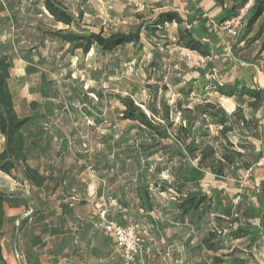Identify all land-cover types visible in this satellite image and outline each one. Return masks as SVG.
Returning <instances> with one entry per match:
<instances>
[{
  "label": "rangeland",
  "instance_id": "374dc122",
  "mask_svg": "<svg viewBox=\"0 0 264 264\" xmlns=\"http://www.w3.org/2000/svg\"><path fill=\"white\" fill-rule=\"evenodd\" d=\"M60 1L75 16L82 14L79 26L72 30L104 35L135 30L158 12L176 9L184 18L199 20L195 34L212 53L204 58L179 46L177 25L171 23L154 35L142 30L141 50L128 44L103 52L94 46L83 55L51 35L65 27L53 21L41 0H0V54L11 64L8 84L15 110L20 116L49 118L45 127L54 142L41 145L58 151L51 160L60 168L56 178L66 182L57 192L45 186L40 200L29 188L0 173V191L10 196L4 203L6 218L0 235L10 247L2 254L0 246V264H7L5 258L17 264H120L111 236L95 226L97 206L103 204L120 222L136 227L146 249V264H213V252L204 250L200 240L227 209L239 221L224 217L219 226L227 229L231 223L248 222L251 231L228 242L227 249H234L232 257H243L245 264H264V231L258 223L264 213V113L259 106L248 105L247 99L232 98V111L222 107L230 116L243 115L248 121L225 133L243 155L232 164L224 163V173L219 175L211 168L224 150L226 139L219 133L220 126L198 117L193 126L185 127L187 115L182 111L205 101L219 103L214 84L234 73L235 66L257 80L258 71H264L258 44L240 42L241 28L226 52L224 42L230 37L220 28L224 7L209 12L186 0ZM152 61L158 68L152 67ZM187 88L192 91L184 94ZM118 95L144 105L147 114L162 124L167 116L172 123L168 134L180 154L167 161L161 150L144 151L141 143L146 137L135 123L121 119ZM257 114L262 116L256 126L251 117ZM180 127L186 129L180 131ZM197 144H212L215 156L200 162L199 151H191ZM251 174L262 207L248 191ZM168 184L182 195L210 194L211 209L201 216L192 213L178 218L174 195L163 190ZM247 204L255 209L248 221L241 213Z\"/></svg>",
  "mask_w": 264,
  "mask_h": 264
},
{
  "label": "trees",
  "instance_id": "16d2710c",
  "mask_svg": "<svg viewBox=\"0 0 264 264\" xmlns=\"http://www.w3.org/2000/svg\"><path fill=\"white\" fill-rule=\"evenodd\" d=\"M217 4L224 6L225 0H214ZM228 4L224 8V16L222 20L235 16L239 9L244 6L248 0H227ZM41 4L45 12L56 23L62 24L65 28H58L51 31V35L60 40L64 44H68L70 50H79L83 55L87 54L94 46L98 47L103 52H110L119 47L131 44L137 50H141L142 42L140 38L141 31L144 30L149 34L154 35L157 31L162 30L166 24L175 23L176 29V43L193 52H196L201 57H210L211 49L207 43L202 41L195 34V27L198 26L199 20L195 16H188L184 18L176 9H167L158 12L153 19L148 23L139 24L135 30L129 31H115L108 35L102 34L100 31H84L72 30V27L79 26V20L82 14L79 12L77 16L72 14L60 0H41ZM264 11V0H254V3L249 8L246 16L242 21V29L240 42H245L246 45L254 43L261 34L262 26L254 30V26L258 18ZM184 22L196 25L194 28H186ZM225 45V42H224ZM231 45V44H230ZM215 62H217L215 60ZM152 67H157L155 61L151 62ZM10 61L5 54H0V136L2 137V146L0 148V171L6 175L18 179L21 183H26L30 187L43 188L48 176L40 173L36 168H33L28 163V154L26 148V136L23 132L24 126L30 121L29 116H20L15 110L12 93L9 88L8 80L10 76ZM242 69L235 66V72L230 74L228 78L221 81H216L214 84V91L221 97L238 98L240 102L247 99L248 105L259 106L264 113V88L260 87L252 81L251 78L245 76ZM226 76V75H223ZM249 76V75H248ZM183 86L180 90L184 91ZM191 88H187L184 94H189ZM118 101L123 106L121 112V119L128 120L135 123L136 128L141 131L146 137V142L141 143L144 151L161 150L166 155V160L170 161L173 157L180 154L181 150L175 147L174 141L168 134V128L172 127V123L167 116L164 118V124L154 120L149 116L131 97L116 96ZM178 107L180 104L177 103ZM239 105V104H238ZM238 108L240 106H237ZM150 111L153 115H157L158 111L154 106H150ZM186 120L185 127L193 126L196 118L200 117L204 122L209 119L212 124L220 126L219 133L225 137L224 150L221 153V159L217 160V166L211 168L215 173L223 175L224 163L232 164L235 159L242 158V152L233 148V144L226 138L225 133L234 129L237 123L245 124L248 119L241 115L239 118L227 114L220 103L212 101H205L204 103H197L193 107H185L182 110ZM260 115H252L251 121L257 126L261 119ZM231 117L233 120H231ZM180 127V131L186 128ZM202 135H207L202 134ZM187 147V146H186ZM199 151V161L203 162L208 158L215 156L216 150L212 144H205L203 147L195 145L192 150ZM243 166L247 167V162H243ZM248 182L251 188L249 192L253 193L258 201V205L262 207L263 199L259 195V187L257 191L254 188V178L251 175L248 177ZM163 190L172 193L175 197L173 206L176 208V215L180 219H184L188 214L203 215L206 211L211 209L212 198L210 194H179L177 188L168 184ZM10 197L6 192L0 191V235L3 231L5 223L6 212L4 203ZM249 207L241 213L246 218L254 217V206L247 204ZM237 213V212H236ZM218 222L212 229L208 230L205 235L201 237L200 243L204 250L213 252V264H245L246 260L243 257H232L234 249H227L228 242L239 240L250 235L248 222L244 224H233L227 229L219 226V221L226 217L231 222L239 221V217L231 212L229 209L224 210L220 215L216 216ZM258 223L264 231V213L259 216ZM122 224V223H121ZM223 254H217L218 252ZM1 256V250H0ZM232 257V258H231Z\"/></svg>",
  "mask_w": 264,
  "mask_h": 264
},
{
  "label": "crops",
  "instance_id": "0c3cea01",
  "mask_svg": "<svg viewBox=\"0 0 264 264\" xmlns=\"http://www.w3.org/2000/svg\"><path fill=\"white\" fill-rule=\"evenodd\" d=\"M186 1H190V3L195 5V7L206 9L209 12H216L217 10H222V7H225L228 4L227 0H225L224 6L218 5L214 0H186ZM259 26H262L260 37L252 44H255V43L258 44L256 51L259 52L260 54H264V11L262 15L256 21L254 30H256ZM257 74H258L257 75L258 79L257 80L255 79V83L259 85L260 87L264 88V71H258ZM219 103L226 111L233 110L234 104H233L232 98L220 97ZM28 116L30 117V121L23 128L24 134H26V130L29 131V135L28 136L25 135L26 136V148H27V154H28V163L33 168H36L40 173L48 176L47 181L45 183L46 188L50 186L51 187L50 191H52L53 190L52 188L55 187L54 192H57L59 187L63 183H66L65 180L61 179V177L56 178V176L58 175L57 173L60 171V168H58L59 166H56L55 165L56 163L53 160H51V158L57 155L58 151L55 148L53 149L50 146L48 147L46 144H44L45 146L41 145L42 141L50 140L52 144L54 142L53 141L54 137H52V135L47 131V128L45 127L49 118L40 116L38 114H34L32 116L28 115ZM2 141L3 139L0 136V148L2 146ZM33 142L34 144H32ZM0 173L2 172L0 171ZM13 180L18 181V179H14V178ZM21 184L29 188L32 191V194L36 198L40 200L43 198V194H44L43 189L45 186L43 188H36V187H30L26 183H21ZM64 185H65V188H67L66 190L70 189V187L67 184H64ZM41 193L43 194L41 195ZM109 214L117 222L122 223L111 214L110 208H109ZM122 224H126V223H122ZM102 234L105 235L106 233L102 232ZM0 246H1L2 254H4V251L7 249V247H10L8 240H5V239L0 240ZM103 247H104L103 244L102 245L100 244L99 250L100 251L103 250ZM5 259H6L7 264L19 263V261L17 262L16 260H11V258L10 259L5 258Z\"/></svg>",
  "mask_w": 264,
  "mask_h": 264
},
{
  "label": "built area",
  "instance_id": "2783aa9c",
  "mask_svg": "<svg viewBox=\"0 0 264 264\" xmlns=\"http://www.w3.org/2000/svg\"><path fill=\"white\" fill-rule=\"evenodd\" d=\"M253 3L254 0H248L235 16L222 21L220 28L230 37L229 40L225 41L224 49L226 52L230 51L231 40L239 34L242 28V21ZM202 18L207 19L208 14L202 12ZM184 26L186 28H194L196 25L184 22ZM139 106L148 113L144 105L139 104ZM97 207L95 226L111 236L114 253L118 256L120 264H146V249L136 227L132 224L117 222L110 216L109 208L105 204Z\"/></svg>",
  "mask_w": 264,
  "mask_h": 264
}]
</instances>
